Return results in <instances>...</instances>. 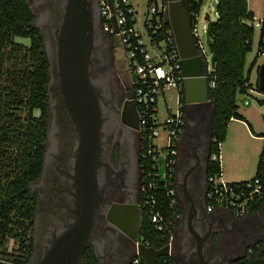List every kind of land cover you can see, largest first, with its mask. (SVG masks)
Listing matches in <instances>:
<instances>
[{"label":"water","instance_id":"obj_1","mask_svg":"<svg viewBox=\"0 0 264 264\" xmlns=\"http://www.w3.org/2000/svg\"><path fill=\"white\" fill-rule=\"evenodd\" d=\"M94 2L33 0L30 4L36 16L35 25L44 35L49 63V106L41 173L38 180L29 185L37 194V202L33 250L27 264H79L91 237L98 207L95 166L102 126V112L92 79L95 66L104 55ZM108 3L116 34L119 29L114 5L112 0ZM166 22L172 29L179 56L184 102L188 105L208 102L207 70L213 69L215 56L211 55L208 60L196 44L192 13L185 0H167ZM209 32L210 24L205 32L208 47ZM135 78L133 74L132 80ZM258 84L264 89V64L258 70ZM241 101L245 103V98ZM130 109L136 112L133 99L125 101L121 120L138 128L126 119ZM159 157L158 173L163 182L165 160ZM177 187L183 211L182 250L176 257L178 263L192 264L193 253L197 264H231L223 248L222 238L228 234L223 229L228 223L233 230L231 243L234 245L239 241L237 234L245 222L230 212L224 217L208 213L207 185L201 179L195 180L192 173L183 172ZM106 220L111 228L93 240L96 264H120V236L124 234L133 242L139 237V202L127 200L112 205ZM214 234H218L216 239ZM253 244L247 243L238 259L243 258L246 249ZM170 249L169 243L156 248L140 241L136 246L144 264H156L157 258L169 254Z\"/></svg>","mask_w":264,"mask_h":264},{"label":"trees","instance_id":"obj_2","mask_svg":"<svg viewBox=\"0 0 264 264\" xmlns=\"http://www.w3.org/2000/svg\"><path fill=\"white\" fill-rule=\"evenodd\" d=\"M185 1L192 13V21L196 23L202 0ZM162 3L167 5V0H162ZM215 11L217 18L208 22L209 50L215 56V65L207 72L208 80L215 83L209 89L208 103L212 107L209 117V153L220 152V142L230 119L245 121L236 111V93L246 95L252 88L244 65L246 54L252 48L255 31L252 22L254 14L248 8L247 0H216ZM35 18L28 0H0V243H4L8 237L19 242L18 251L12 254L8 264H26L31 255L37 194L31 191L29 185L40 176L46 150L49 63L44 35L35 25ZM133 24L128 17L127 28L133 27ZM263 35L264 12L258 42L259 53L264 52ZM127 36L137 61L141 62L138 49L134 48L136 38L131 32ZM129 61L133 69L134 58H129ZM179 94L183 102L182 87ZM260 103L264 104V100H260ZM148 123L142 141V155L146 154V157L141 158V181L144 179L147 192H141L139 199V237L143 242L160 248L170 241L174 228L166 226L158 230L151 220L152 214L160 212L163 217L170 218L182 213V207L180 203L170 204L164 183L154 174L151 157L147 153L153 145L150 134L156 124L151 119ZM216 172H221V167L208 160L207 174ZM255 178L259 179L260 193L255 194L254 200L249 202L251 211L264 202L263 152L256 163L254 176L250 180L232 183L245 185ZM257 243L259 247L253 244L249 257L239 259L236 264H264V242ZM83 262L95 264L91 248L85 251ZM175 263L172 255L156 260V264ZM140 264H144L142 259Z\"/></svg>","mask_w":264,"mask_h":264},{"label":"flooded vegetation","instance_id":"obj_3","mask_svg":"<svg viewBox=\"0 0 264 264\" xmlns=\"http://www.w3.org/2000/svg\"><path fill=\"white\" fill-rule=\"evenodd\" d=\"M94 12L98 17L97 30L101 34L102 54H104L103 59L95 66L94 78L92 79L102 112L100 144L95 166L98 207L91 237L79 264H84V253L90 248L95 257L93 240L106 229L111 228L106 220L110 207L127 200L139 202L142 141L145 138V132L141 131L139 125L137 107V113L133 112L132 109L126 112V119L130 123L138 125V128L126 125L121 120V111L125 101L133 99L132 75L135 73L131 68L130 61L124 70L116 69L113 50L119 46L116 37L118 35L105 32L102 29L100 0H95ZM207 104L208 102L188 105L183 101L186 127L177 148L176 186L179 177L185 171L192 173L195 180L201 179L204 181V185H207V163L211 140L210 115L207 116L206 113ZM225 227L223 230L228 234L223 236L222 242L224 250L228 252L226 260L231 264H236L239 260L238 257L244 252L246 244L250 242L248 235L258 232V228L255 224H247L245 229L240 230L237 234L239 241L232 245L233 230L229 229L228 223ZM95 232L96 234L93 235ZM213 236L216 239L218 234ZM119 246L122 251L120 264H129L134 255V242L123 234L120 236ZM179 253L180 250L177 254ZM191 262L197 264L193 253L191 254Z\"/></svg>","mask_w":264,"mask_h":264},{"label":"built area","instance_id":"obj_4","mask_svg":"<svg viewBox=\"0 0 264 264\" xmlns=\"http://www.w3.org/2000/svg\"><path fill=\"white\" fill-rule=\"evenodd\" d=\"M112 2L119 29L116 35L120 37L123 46L127 49L126 51L129 58H134L132 70L136 74V78L133 81V100L138 110L141 131L146 132L149 127L148 122L151 119L153 123L156 124L150 134L152 140L160 136V128L166 132L164 137L165 144L159 146L153 142L147 154L151 157L152 168L155 170L154 174L159 178L158 168L161 165L159 156L164 158L165 163L162 175L164 177L163 183L166 188L165 192L171 205L178 204L180 200L175 179L177 148L181 137L185 133L186 123L183 102H181V95L179 94L181 87L180 81L182 78L181 67L173 32L170 25L166 22L167 5H164L160 0H148V15L144 23L150 45L159 50L158 55H153L148 50L141 34L134 28V24L131 28H127L126 26L128 17L135 23V18L133 16L134 8L129 0H112ZM100 13L102 17V29L105 32L113 33V12L110 9L108 0H100ZM164 21L167 23L166 27H164ZM192 23L196 44L203 49L196 33V23L193 21ZM128 32L133 33L136 38V45L134 48L138 49L141 62L137 61L135 51L131 49L132 43L127 36ZM161 42L165 43L164 48L159 45ZM166 65L169 67L165 68ZM209 70L211 69L208 68L207 72ZM208 82L209 88H213L215 85L214 81L208 80ZM169 87H176L178 89L176 110L173 113H167L164 121L157 124V101L159 97L164 94V90ZM158 125L160 126L158 127ZM142 156L146 157V154ZM208 159L211 162L219 164L221 167L219 152L209 153ZM141 192L144 194L147 192L144 179L141 181ZM259 193L260 182L258 178H255L252 182H248L245 185H241L225 181L222 177V171L207 175L206 211L213 212L218 208H222L228 210L234 216H246L251 212L249 202L254 200L255 194ZM182 218L183 213H176L170 218L163 217L160 212H156L151 216V220L155 223L158 230H162L166 226H172L174 228ZM140 241L143 242L140 237L134 241V255L129 264H140L141 257L136 250V246ZM143 243L149 246L148 242ZM168 243L170 244L171 251L167 255L174 256L173 235L170 237ZM254 245L257 248L259 247V243H255ZM254 245H250L246 249L244 257H249L253 251ZM175 264L178 263L176 262Z\"/></svg>","mask_w":264,"mask_h":264},{"label":"rangeland","instance_id":"obj_5","mask_svg":"<svg viewBox=\"0 0 264 264\" xmlns=\"http://www.w3.org/2000/svg\"><path fill=\"white\" fill-rule=\"evenodd\" d=\"M248 8L253 12V24L255 27L252 48L246 54L245 72L249 73V83L251 89L248 94L236 93V111L241 114L244 120L232 118L227 124L225 135L220 142V164L221 171L223 170V179L228 182L250 180L256 169V163L264 153V104L260 100H264V89H261L258 84V70L264 64V52H258V42L260 39L261 20L264 12V0H247ZM33 0H28L32 4ZM134 8V28L141 34L148 50L153 54H159V50L150 45L145 19L148 15V0H129ZM162 2V0H160ZM216 0H202L199 12L196 17V33L199 42L202 45L203 51L209 60L211 53L206 44V29L209 20H215L217 14L215 11ZM119 46L113 50L115 58V66L117 70H124L129 64V56L123 46L120 37L116 36ZM264 42V35L262 37ZM164 48L165 43L159 44ZM209 65V64H208ZM169 66L166 65L165 68ZM210 67V66H209ZM258 86V87H257ZM178 89L169 87L164 90L157 101L156 119L157 124L162 123L167 113H173L177 106ZM245 98V103L241 101ZM249 100V104L246 105ZM207 116L211 113V104L206 107ZM249 124V125H248ZM160 125H158L159 127ZM160 136L153 139V142L159 146L165 144L164 137L166 132L160 128ZM173 248L175 251L180 249L182 239L181 221L174 227ZM96 232L93 234L95 235ZM33 236V232H32ZM18 240L13 237H8L4 243H0V264H8L11 262L12 254L18 251Z\"/></svg>","mask_w":264,"mask_h":264},{"label":"crops","instance_id":"obj_6","mask_svg":"<svg viewBox=\"0 0 264 264\" xmlns=\"http://www.w3.org/2000/svg\"><path fill=\"white\" fill-rule=\"evenodd\" d=\"M220 155H221V153H220ZM222 177H223V170H222ZM182 213H183V211H182ZM208 213H214V214H217L221 217H224L229 213V211L226 209L218 208L215 211L208 212ZM234 217L237 219H241L245 222V224L241 227L242 229H245L247 224H255L256 227L258 228V230H257L258 232L251 233L248 235V237L250 238L249 243L264 242V202L261 203L257 209L251 211L248 215L242 216V217H237V216H234ZM181 225H182L181 233H183V218L181 219ZM174 230H175V228H174ZM181 236H182V234H181ZM179 250L180 251L182 250L181 242H180V249ZM177 252L178 251L174 250L173 255H174L176 262L178 263V260L176 259V257H178L179 254H177Z\"/></svg>","mask_w":264,"mask_h":264}]
</instances>
